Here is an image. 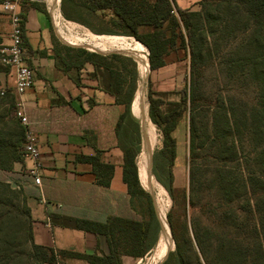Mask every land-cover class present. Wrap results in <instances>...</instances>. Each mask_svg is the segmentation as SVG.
I'll list each match as a JSON object with an SVG mask.
<instances>
[{
  "label": "trees",
  "instance_id": "1",
  "mask_svg": "<svg viewBox=\"0 0 264 264\" xmlns=\"http://www.w3.org/2000/svg\"><path fill=\"white\" fill-rule=\"evenodd\" d=\"M5 1L0 0L1 3ZM76 1L63 0V3ZM217 2L218 4L227 2L228 9L232 8L233 2H237L238 12L245 15L248 54L244 61L248 66V75L257 84L258 90L256 104L251 110H244V107H241L243 109L238 111L240 109L228 108L225 104L221 111L224 124L217 127L218 131L215 134L219 136L220 132L229 133L234 138L238 133L240 135L241 121L249 135L253 139H258L260 143L258 145L260 152L256 157L258 170L249 174L243 185L249 207L246 216L249 224L243 236L241 233H238V236L233 233L235 228L239 232L243 230L231 221L230 204L242 199L241 195L235 193L233 184L227 185L226 189L224 183H220L219 193H223V196L220 208L216 209L215 213L217 221H212L210 225H202L195 220L194 215L191 228L186 217L196 208L193 199L196 186L194 169L190 174L188 189H177L174 186L173 168L177 158V142L173 133L187 112L190 121L189 150L193 165L197 151L195 125L200 114L201 95L194 77L197 71L196 58L202 51L199 41L203 26L204 23L210 24L208 11L203 15L201 12L176 8V15L172 13L175 10L173 0H83V7L77 12V19L82 20L83 12L90 14L111 11L114 17L108 23L107 34L132 37L142 43L149 50L152 72L166 65V56L172 51L177 49L186 51L192 82L189 87L185 84L174 92L179 96V101H168V94L153 91L152 82L149 80V116L152 123L157 126L163 144L162 148L154 153L153 176L173 201V207L167 215V223L175 249L161 264H250L251 250L245 243L252 238L258 239L261 253L258 258L264 260V0H201V7L206 8ZM240 4L242 10L239 8ZM65 15L69 16L66 13ZM83 53L86 55V61L94 63L98 68H104V71L98 69L102 78V88L126 107L117 124V136L124 153V181L129 189L128 206L131 212L129 216L110 217L106 222L52 215L54 225L106 236L110 248L109 255L97 252L89 255L74 251H55L34 243L33 220L27 207V195L25 191H21L29 215V238L32 249L42 264H54L57 256L62 259L83 260L88 264H123L124 255L145 258L156 249L163 231L156 200L142 189L139 181L138 158L142 152L143 135L140 122L131 112L140 80L138 64L133 58L122 55H112L108 58L103 56L105 54ZM112 60L116 62L124 60L130 65H123L119 72L117 65L114 70ZM16 116L15 103L10 113L13 130L7 133L0 129V180L8 184L10 180H3L1 175L12 171L13 162L25 158V128ZM238 116L241 117L240 121ZM236 142L232 140L231 145L237 156ZM226 146L224 143L223 147ZM79 158L94 165L99 185L110 187L112 166L100 164L97 157Z\"/></svg>",
  "mask_w": 264,
  "mask_h": 264
},
{
  "label": "crops",
  "instance_id": "2",
  "mask_svg": "<svg viewBox=\"0 0 264 264\" xmlns=\"http://www.w3.org/2000/svg\"><path fill=\"white\" fill-rule=\"evenodd\" d=\"M5 2H0V45L10 43L12 32L10 16L3 9ZM18 2L27 48L26 61L35 72L34 84L25 95L19 96L15 91V71L6 68L0 71V86L8 90L6 99L13 104L17 105L23 101L25 116L37 138L40 157L37 160L23 158L21 161L13 162L10 174L14 179L11 181H14L18 188H23L27 195V207L33 220V241L36 245L55 251H74L89 255L97 252L109 255L110 248L106 236L54 225L51 216L63 215L106 222L110 217L130 215L129 189L124 181L125 159L117 136V124L126 107L102 88V78L98 69L104 71L103 67L98 68L85 59L70 62L64 57L67 53L77 50L105 54L103 56L108 58L112 55L133 57L114 49L104 52L87 46L69 45L60 36L56 21L57 13L55 23L51 17L49 10L51 0ZM82 2L83 0H77L76 3H63V0H59L58 3L57 0L56 10L59 11L60 29L64 35L76 36L78 33L83 35L88 31L87 33L96 36H118L106 32L108 23L114 17L111 11L90 14L83 12V19H77V12L83 7ZM173 5L175 14L176 8L190 12L201 10V0H173ZM65 13L69 16L67 17ZM146 50L149 60V50ZM112 61L114 70L117 65L121 72L119 62ZM135 62L138 64V61ZM188 69L186 51L184 49L172 51L166 56L164 67L151 71V77L147 81L146 97L144 90L142 95L140 93L142 86L139 80L132 104V115L140 122L143 135L142 152L138 158L139 181L142 189L154 198L153 190L142 182L140 168L141 158L149 155V146L152 148L153 156L155 153L148 132L151 121L149 80L152 82L153 91L168 94V101H179V96L174 92L185 86ZM142 85L144 86V83ZM157 135L161 138L159 148L161 149L162 137L160 134ZM173 136L177 142V158L173 168L174 186L182 189L186 183L189 149V130L184 120L174 131ZM180 154L183 160L180 159ZM79 157H97L100 164L112 166L110 187L99 185L94 165ZM36 177L40 178V185L35 183ZM148 259L149 254L141 259L127 255L122 257L123 264H140ZM65 263L88 264L77 259H67Z\"/></svg>",
  "mask_w": 264,
  "mask_h": 264
},
{
  "label": "rangeland",
  "instance_id": "3",
  "mask_svg": "<svg viewBox=\"0 0 264 264\" xmlns=\"http://www.w3.org/2000/svg\"><path fill=\"white\" fill-rule=\"evenodd\" d=\"M239 8L242 10L241 4ZM207 11L210 15V24L204 23L203 26L204 30L199 41L202 51L200 56L196 58L197 71L194 77L201 95L200 114L195 125L197 151L193 165L191 152L188 149L186 183L185 188H182L188 189L190 174L194 169L196 186L193 199L196 208L194 212L191 210L187 214L186 220L190 228L192 227L194 215L195 220L202 225H210L212 221H217L215 213L216 209L220 208L221 196H223V193H219L220 183H224L226 189H228L227 185L233 184L235 193L241 195L242 199L230 204L231 221L236 223L239 228H243L240 232L235 228L233 233L235 236H238V233L243 236L247 232L249 224L246 217L249 210V207H247L248 197L243 192V185L249 174L258 170L256 157L257 153L260 152V148H258L260 143L258 139H253L249 135L240 121V116H238L240 135L238 133V136L232 138L229 133L220 132L219 136L215 134L218 131L217 127L224 124L221 119V111L225 104L228 108L240 109L238 111L243 109L241 107H244V110H251L256 104L258 90L257 84L248 75V66L244 61L248 54L246 49L248 43L246 40L248 35L246 33L247 22L244 13L238 12L237 2H233L231 9H228L227 2H222V4L217 2L206 8L201 7L199 12L205 15ZM64 59L70 62L81 61V59H86V55L82 50H77L67 53ZM119 64L121 67L130 65L124 60H120ZM4 69L6 67L0 62V71ZM150 77L151 71H149L146 79L142 80L141 76L139 78L140 82L144 81L145 97L147 94V81ZM191 82L192 75L188 71L186 76L187 87L190 86ZM12 107V101L0 96V129H4V132L7 133L14 128L10 118ZM184 117L190 139L188 112ZM157 134H160L158 129ZM157 138L158 143L154 147L155 152L161 146V138ZM232 140L237 141L235 143L237 156L231 145ZM224 143H226V147H223ZM180 156V159L183 160V156L181 154ZM1 178L3 180L9 179L10 183H3L0 180V264H42L41 259L33 251L29 238V215L21 192L24 189L18 188V185L11 181L14 178L10 172L3 173ZM153 179L155 187L152 190L154 196H156L157 209L160 212V208H163L161 209L167 222V215L173 207V201L154 177ZM156 190L164 191L163 195L157 196ZM160 219L163 223L161 215ZM162 236L163 231L160 238ZM171 240L172 251L175 249V243L173 237ZM245 244L251 250L250 264H264V260L258 258L261 254L258 239L252 238ZM157 247L149 255V259L140 264H160L162 259L159 244ZM56 260L54 264H66L67 259L57 256Z\"/></svg>",
  "mask_w": 264,
  "mask_h": 264
},
{
  "label": "bare ground",
  "instance_id": "4",
  "mask_svg": "<svg viewBox=\"0 0 264 264\" xmlns=\"http://www.w3.org/2000/svg\"><path fill=\"white\" fill-rule=\"evenodd\" d=\"M51 1H52L51 2L52 3V5H51L52 18H53L54 23H55V13H57V15H56L57 26L59 29L60 36L65 43H67L69 45H73V46L74 45L87 46V47H90L92 49L101 50L104 52L107 50H113V49L118 50L121 52V54L131 56L136 61H138L139 73H140L142 80H144L148 77L147 73L150 71V64H149L147 51H146L147 48L142 43H140L139 41H137L133 38H126V37H122V36H106V35L105 36H96V35L87 33L88 31L86 32V34H83L84 32L83 33L81 32V34H83V35H78L79 34L78 32H77L78 34H76V36L75 35L69 36L68 34L64 35L65 33L63 34L61 29H60L61 25H60L59 19H61V18L59 17V11H57L58 10V5L56 6L57 0H51ZM58 3H59V0H58ZM67 26H69V25H67ZM75 28H76V26H75ZM67 31H69V30L67 29ZM143 82L144 81L141 82V86H142L140 89L141 95H142V91L144 90V86L142 85ZM145 109H146V107H145ZM148 127H149L148 132H149V135L151 137L150 139L153 143V147H155V145L158 143V140H157L158 135L156 133V131H157L156 127L157 126L155 127L153 125V123L151 121H149ZM141 159L142 160H140V162L141 161L142 162H141L140 168H141L142 182L146 187H149V189H152L155 186H154V179H153V176H152L151 171H150V167H151V155H150V153H149V155H144ZM157 192H158L157 196H160V195L162 196L164 191L163 192L157 191ZM161 208H160L159 216L161 215L162 220H163V236H162V238H160L161 241L158 244L160 247L159 249H161L160 250L161 251L160 257L162 259V261H161V263H162L163 261L166 260V258L168 257V255L172 249L171 248L172 247V240H171L172 235H171L169 225L167 224V222L164 218V213L162 210L163 208L162 209ZM157 251H158V249H157ZM160 257H159V259H160Z\"/></svg>",
  "mask_w": 264,
  "mask_h": 264
},
{
  "label": "built area",
  "instance_id": "5",
  "mask_svg": "<svg viewBox=\"0 0 264 264\" xmlns=\"http://www.w3.org/2000/svg\"><path fill=\"white\" fill-rule=\"evenodd\" d=\"M3 9L10 16L12 32L10 34V43L8 45H0V62L6 68H11L15 71V91L22 97L32 88L35 72L26 61L27 48L24 41L23 20L19 13L18 0L6 1L3 4ZM49 10L51 14V4ZM172 13L175 14V10ZM7 94L8 90L0 86V95L4 97ZM16 107L17 118L25 128V158L37 160L40 157L37 138L34 131L30 128L28 118L25 116L23 101L17 103ZM35 183L40 185L41 180L39 177L35 178Z\"/></svg>",
  "mask_w": 264,
  "mask_h": 264
},
{
  "label": "water",
  "instance_id": "6",
  "mask_svg": "<svg viewBox=\"0 0 264 264\" xmlns=\"http://www.w3.org/2000/svg\"><path fill=\"white\" fill-rule=\"evenodd\" d=\"M150 71H151V69H150ZM149 153L151 155V167H150V171H151V174H152V169H153V163H152V161H153V152H152L151 146H149Z\"/></svg>",
  "mask_w": 264,
  "mask_h": 264
}]
</instances>
